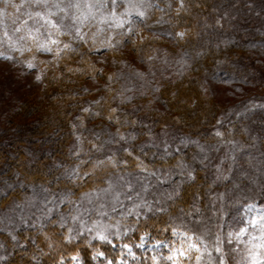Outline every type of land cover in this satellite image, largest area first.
Segmentation results:
<instances>
[{
	"label": "trees",
	"instance_id": "trees-1",
	"mask_svg": "<svg viewBox=\"0 0 264 264\" xmlns=\"http://www.w3.org/2000/svg\"><path fill=\"white\" fill-rule=\"evenodd\" d=\"M182 9L177 14L171 7L168 18L152 16L145 22L150 43L144 39L125 49L115 46L105 54L86 49L74 32L66 39L58 31L59 54L45 65L42 99L19 106L10 123L12 133L0 142V264H118L120 259L123 264H160L134 246L141 234L174 244L173 230L200 237L204 234L196 231L209 228L213 241L217 225L223 229L237 215L222 201L229 196L225 200L231 203L236 191L199 165L210 148L219 152L217 159L226 145L230 158L236 148L245 149L231 171L248 190L247 197L264 204L263 98L217 110L199 83L200 78L238 84L260 78L251 59L264 30V0H184ZM215 15L225 16V26L203 28L204 18ZM181 26L191 35L181 40L170 35L179 50L174 55L185 66L179 78L165 84L158 96L134 93L140 85L128 77V53H146L151 43L160 42L159 36ZM17 57L0 45V60L15 63ZM156 102L165 110L150 107ZM33 115L32 123L28 119ZM6 132L0 127V137ZM80 134L96 144L74 155L73 139ZM22 136L29 140L24 150L17 147ZM101 161L106 169L89 175L90 167ZM108 163L116 168L111 170ZM134 163L149 165L155 177L138 173ZM219 201L217 210L213 205ZM111 214L121 218L109 220ZM49 232L54 248L42 255L40 237ZM98 233L108 240L101 241ZM207 247L199 264H218L211 245ZM21 251L34 260L19 256Z\"/></svg>",
	"mask_w": 264,
	"mask_h": 264
},
{
	"label": "rangeland",
	"instance_id": "rangeland-1",
	"mask_svg": "<svg viewBox=\"0 0 264 264\" xmlns=\"http://www.w3.org/2000/svg\"><path fill=\"white\" fill-rule=\"evenodd\" d=\"M183 1L0 0V45L3 46L7 53L16 52L19 59V61H14L15 63L0 60V127L7 131L6 134L0 137V142L5 141L7 135L12 133L10 131L12 129L10 123L13 119V113H16L15 111L18 110L19 106L26 101L42 99V79L46 69L45 65L48 64L52 55L59 54V49L55 48L59 45L57 40L58 31H64L67 34L64 36L66 39L72 35L71 32H74L80 40L84 41L82 43L86 49L96 52L102 50L103 54H105V51L112 50L115 46L121 45L125 49L129 48L128 44L144 39H147L150 43L148 37L152 35H148L144 31L145 22L152 16L153 19L168 18L171 13V7L177 14H181V11L184 13V9H182ZM174 2L177 5L175 7L173 5ZM224 17V15H215L214 18H204L206 24L204 23L203 28H223L225 26ZM20 26L22 28L18 29ZM200 28L203 29L202 26ZM263 32L254 43L258 47L254 46L252 48L254 54H252L251 59L254 61L256 74L260 76L259 79L238 84L232 81L215 83L206 78H200L199 83L202 84L200 86L202 95L214 102L213 104H215L217 110L220 107L237 106L240 103L242 104L244 100L248 101L256 97L263 98L264 104ZM169 33L163 37L159 36L160 42L151 43L150 45L152 46L146 53L143 50L144 53L142 54L140 53L141 50L138 49L133 50L130 54L128 53L127 59L130 62L128 63L130 66L128 72L130 76L128 77L131 80L138 81L140 85L135 86L138 89L133 90L134 93H145L148 97H151V95L153 97L158 96L165 84L174 83L181 75V71L185 66L181 63L180 58L174 55L178 54L179 50L175 48L170 35H175L181 40L187 35H191V33L189 28L183 26L174 27ZM12 41L15 43L14 45L11 44ZM45 46L50 48L51 51L44 50ZM87 84L92 87L95 85L93 82H88ZM155 106L160 110H165L163 109L164 106H161L158 102L150 104V107ZM42 108L43 110H48L47 105ZM261 109L264 110V107ZM167 114L175 119L172 113L168 112ZM35 116L33 115L28 120L33 123L36 120ZM262 126L264 125L262 124ZM76 128L80 129V124ZM110 138L107 139L109 140ZM73 141L77 149L74 155H78V153H82L86 149L89 150L96 144L93 141H86L85 136L81 134L79 136L75 135ZM217 142L214 145L216 144L219 147V142ZM28 143V137L22 136L17 142V147L24 150ZM29 146L32 147V145ZM6 149L7 152H14V149L10 146H6ZM207 150L209 155H205V161L200 162L199 165L206 174L210 173L214 180H222V183H225L229 189L236 191V194L232 195L234 202L226 203L225 199H228L229 196L222 200L227 206L226 209L231 210L230 213L233 216L237 215L233 219L234 223L232 224L231 222L223 229H218L217 227L213 232L214 235H212L213 241H211L212 239L209 236L213 230L209 228L205 229L208 233L207 235L205 231H202V233L196 231L198 234H204L200 237L185 233L182 230H173L174 240L178 241L174 244L168 241L156 240L149 237L148 234H141L134 242V246L141 251H147L160 264H195L197 257L203 252V246L206 248L207 244L211 245V249L214 250L215 259L219 257L217 255L219 253L215 250L216 247L219 245L222 248V253L220 254L224 256L225 264H264V247H261L264 244V204H258V202H254L255 199L252 197H247L248 190H243L236 181V179L238 180L237 173L234 169L231 171L232 166L235 164V162H232L244 154L245 149L241 148L239 150L236 148L237 154H233L235 156L230 158L226 145L221 150L222 159L221 157L215 158L219 153L215 149L210 148ZM31 163L33 162L29 164L31 165ZM224 163L226 165H222ZM210 164L213 166H210ZM97 165L90 167L89 175L92 172L100 173L106 169L104 164L102 167ZM107 165L111 170L116 168L109 163ZM134 165L139 171L138 173H145L150 177H155V173L149 165L143 163H134ZM228 165L231 166L230 169ZM79 166L81 168L82 164ZM28 184V186H32L31 183ZM29 189V187L26 188V190ZM240 200H244V205L241 204ZM145 204L147 203L145 202ZM219 205L220 201L216 202L213 207L219 210ZM108 207H112V205H108ZM238 214L240 215L239 220L237 219ZM107 218L114 220L121 217L120 214H113V216L111 214ZM236 219L238 222L237 225H234ZM241 229L245 231L238 239L230 236V233H240ZM217 234L221 237L220 242L217 241ZM53 237L54 235L50 232L45 237H40L45 243L41 252L42 255L52 253L54 245L52 241L50 242V238ZM192 244H195L196 248H190ZM126 247L129 252L133 253L131 246ZM197 249L199 250L197 251ZM208 250L209 247H207V253ZM19 256L26 257L29 261L34 260L28 255L27 251H21ZM169 256L172 257L171 260L168 259ZM118 264H123L121 259L118 260Z\"/></svg>",
	"mask_w": 264,
	"mask_h": 264
},
{
	"label": "snow or ice",
	"instance_id": "snow-or-ice-1",
	"mask_svg": "<svg viewBox=\"0 0 264 264\" xmlns=\"http://www.w3.org/2000/svg\"><path fill=\"white\" fill-rule=\"evenodd\" d=\"M53 43H55V42L53 41ZM65 47H69V46L66 45ZM44 50H46V51H51V49H50V48H47L46 46L44 47ZM29 66L31 67V65H29ZM217 135H219V133H217ZM103 164H104V162L101 161V162H99V164H98L97 166H103ZM188 179H189L190 181H194L195 177H193L191 174H189ZM104 191H107V189H105ZM134 207H139V205H135ZM147 207H148L149 211H153L151 205H147ZM164 211H166V209H165ZM197 211H198V210H197ZM130 214H131V212H129V215H130ZM253 223H254V221H253ZM217 227L219 228L220 226L217 225ZM243 231H245V230H244V229H241V230H240V233H230V236H234V238H237V239H238L239 236L243 233ZM98 235H99V239H100L101 241H107V240H108V237H107L106 235H104V234H102V233H98ZM216 238H217V241H218V242L221 241V237H220L219 234H217V237H216ZM261 247H264V244H262ZM190 248H196V245H195V244H192V245H190ZM198 250H199V249H197V251H198ZM215 250H216L217 253H222V248H221L219 245L216 247ZM168 259L171 260L172 257L169 256ZM199 260H200V257H197L198 264H199ZM109 264H111V262H109ZM218 264H225V259H224V256H223V255H220V256L218 257Z\"/></svg>",
	"mask_w": 264,
	"mask_h": 264
}]
</instances>
